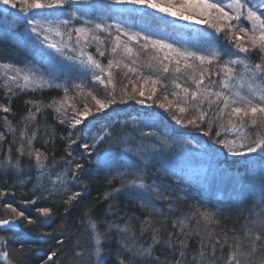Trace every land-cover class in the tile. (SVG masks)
Instances as JSON below:
<instances>
[{"label":"trees","instance_id":"obj_1","mask_svg":"<svg viewBox=\"0 0 264 264\" xmlns=\"http://www.w3.org/2000/svg\"><path fill=\"white\" fill-rule=\"evenodd\" d=\"M219 2L225 4L228 0ZM255 2L249 0L250 4ZM114 8L106 0H91V7L80 3L66 5L58 10L29 13V18L53 19L77 11L81 12L85 20L91 21L85 24L75 19L74 24L68 25L64 32L80 25H86L91 30L86 41L75 31L68 41L76 43L77 48L82 47L83 51L85 49V53L106 69L108 61H114L110 69L112 83L105 87L94 79L93 73H100V69L95 68L88 58L81 65L76 63L78 58L75 54L65 50L66 47L61 49L63 52L49 53L53 50L46 52L47 44L43 41L40 45L31 40L20 41L21 34L25 38L36 35L29 34V26L18 8L0 5V64L33 66L50 79L43 86H11L7 82L4 68H0V105L11 109L7 113L0 109V133L5 136L0 141V192L6 193L0 195V218L6 215L9 219L15 217V213L3 207L11 203L36 221L28 224L20 218L16 221L18 226L15 229L2 230L0 227V236H4L7 241L6 244L0 243L1 251L10 252L12 264H44L52 252H56L57 260H51L49 264H95V232L90 228V221L107 220L121 228L128 225L131 232L135 233V240L144 246L152 243L151 238L156 231L161 242L155 246L145 264H174L181 251L179 241L184 242L187 264H193V257L197 258L195 264H201L198 256L201 243L215 245L216 257H221L219 264H224L230 251L237 248L248 253L253 264H264V226L260 223L264 221V152L258 150L253 154L233 155L217 142L224 139L248 144L257 138V134L264 135V128L250 126L249 118H245V127L239 133L234 132L230 121L239 125L240 119L230 117L231 109H225L219 119L211 122L210 139L203 140L202 132L208 131L205 121L197 119L196 125H181L172 119L176 115L186 122L198 116L196 109L188 105H185L188 109L186 113H179L175 107L179 101L172 93L181 92V89L176 88V83L194 88L191 77L199 79V72L205 69L208 71L205 72L204 85L208 84L209 79L217 82L220 80V65L230 58L229 53L236 52L227 39L230 33L227 28L217 33L206 24L198 29H186L148 9L142 12L140 9L120 12ZM96 23L104 27L97 29ZM118 23L130 24L139 32L161 38H179L190 44L197 40L206 42V45L216 49L220 59H213L212 63H201L189 57L187 63L192 67L185 68L183 57L167 54L153 47L150 41L145 42L142 37L139 42L130 39L123 31L115 28ZM232 23L235 25L236 21ZM107 25L112 27L107 28ZM236 32L239 34L238 27ZM117 36L120 38V46L116 53H112ZM63 37L67 40L68 36ZM78 38L79 43L76 42ZM242 42L248 46V37H244ZM145 43H148L147 47H143ZM125 44L133 49L132 53L125 52ZM100 51L104 52L103 56L99 54ZM239 55L242 56V53ZM244 55L250 63H264L261 60L264 54L258 49L250 48ZM176 59L181 60L180 72L175 71ZM116 63L119 67L115 66ZM165 65L169 67L168 72L162 71ZM234 67L238 71L242 68ZM100 74L107 82V71ZM152 80L159 82L155 85L154 98L149 99L153 89ZM113 85L117 103L104 113L96 114L95 101L88 92L100 99H110ZM9 87L11 91H8ZM65 88L68 89L67 93ZM141 90L145 93L143 97L139 96ZM214 90L218 91L219 88ZM66 95L69 99L64 101V107L57 112L56 109ZM184 99L181 92L180 100ZM139 100L145 103L141 105ZM170 100L173 102L171 108L166 110L159 107L160 103L168 104ZM85 105L93 110V116L87 125L73 127L72 118L76 110L83 109ZM201 107L206 109L207 101ZM220 107L223 105L220 104ZM30 112L35 114L34 120L25 119ZM5 116L14 131L4 121ZM205 119L208 120L207 117ZM61 120L64 122L61 123ZM109 124V131L114 130L116 136H126L129 143L117 147L102 142L90 155L79 146L83 142L91 144L90 137L94 129ZM25 127L28 135L36 133L32 149L48 156L43 161L46 165L43 169L37 167L34 157L28 156L27 147L22 157L16 152L22 142L27 145V137L21 135ZM149 131L159 133V137L165 138L167 144H162L156 136H142V133ZM217 131L220 136L216 135ZM192 138H196L201 146L199 153L194 150V142L189 143ZM73 139L77 140L76 144L71 143ZM9 146L12 148L13 161L19 159L18 168L15 163L9 165L5 159ZM124 147L146 149L143 159L148 164L144 181L158 188V192L127 188L120 192L113 191L133 179V176L122 179L115 170L98 167L97 153L110 149L119 158L123 155ZM66 149L71 151V156ZM236 150L247 152L246 148ZM66 160H71L72 165L66 164ZM76 163L84 167L78 176H73L71 169ZM58 176L60 179H57ZM64 179H67V191L61 183ZM76 191L82 195L66 203L69 195ZM33 199L37 200L35 205L27 203ZM38 207L50 208V216L43 217L36 211ZM205 213L208 218H205ZM98 230L104 231V227ZM130 235L113 228L106 241L102 238L104 259L100 264H119L122 257L120 241ZM257 235L262 239L257 241L256 251L253 252L252 240ZM205 252L203 264H209L212 254L207 249ZM0 264L5 262L0 261Z\"/></svg>","mask_w":264,"mask_h":264},{"label":"snow or ice","instance_id":"obj_2","mask_svg":"<svg viewBox=\"0 0 264 264\" xmlns=\"http://www.w3.org/2000/svg\"><path fill=\"white\" fill-rule=\"evenodd\" d=\"M114 3L117 4H131L134 6H141L148 9H153L159 13H164L172 17H177L179 19L194 22L197 24H206L210 28H213L217 33H222L227 28L230 36L227 37L228 42L232 44V46L236 49L235 53H229L230 58L225 60L221 67L222 76L220 80L213 81L209 79L207 85H204L205 80V72L207 69L199 72V79L195 76L191 77L193 81L194 88L190 87H182L181 84L176 83V88L181 89L184 100H180L181 92H173L172 96L176 98L178 103L175 104V107L178 109L179 113L184 114L187 112V108L185 105H188L198 112V116H195L191 119L185 120L181 119L179 116L174 115L172 117L173 120L177 124L181 125H196L197 119L200 121H205V126L208 128V131L205 132V135L211 134L212 123L215 120L219 119L224 113L225 109H231L229 116H235L240 119V124L237 125L235 123H231V130L234 132H241V130L245 127L244 120L245 118H249V124L252 127H262L264 128V63H250L247 56L241 57L239 53L247 54L252 49H258L262 54H264V0H256L254 4H250L249 0H228L226 4L219 2V0H182V3L177 4L175 0H113ZM86 3L91 7V0H0V5L10 6L13 9H17L23 13L24 19L26 20L29 31L34 33L37 38L43 39V41L48 42V47L56 50L57 52L61 51L60 46L57 43L50 42L49 36L45 33L55 32L56 36L63 37L64 35L68 36V39H72L71 31L62 32L60 30V25L67 26L72 20L80 19L84 21L85 24L91 23V21L85 20L83 15L77 16V12L73 11L68 13V19H60L58 21H52L48 19H36L35 17L29 18V13L34 11H48V10H58L63 9L66 5L71 4H80ZM134 9H129L128 11H132ZM103 19V18H102ZM213 21H216L215 23ZM236 21L234 25L232 22ZM242 21L247 22L249 26H245ZM45 25H47L45 29ZM104 27L101 23H96L95 28L100 29ZM112 25H107V28H111ZM239 29V33H243L248 37V46L245 45L242 41L244 37L237 34L236 29ZM105 28V30H107ZM115 28L118 31H123L125 36H129L130 39L136 40L139 42V38L142 37L145 42H151L153 47H157L160 49H168L175 53L176 57L184 58V67L189 68L192 65L187 63V59L189 57H194L198 59L201 63H212V60L215 59L219 61L220 55L219 53H214L211 57L205 55H198L197 52L181 50L176 48L173 44L167 43L163 39H155L152 35L144 34L143 32H133L129 28H125L122 24H116ZM40 29H45V32H41ZM72 31H75L79 34L80 37H84L85 41L87 39V34L90 33V29L85 27L75 28ZM119 36L116 37L117 43L112 48V53H116L119 48ZM80 42L79 38L76 41ZM148 43H145L143 47H147ZM124 50L126 53H132L133 49L129 47L127 44L124 45ZM99 51V50H98ZM83 55V53H81ZM99 54L101 56L104 55L103 51H100ZM234 57V58H231ZM167 59V56L165 57ZM88 60L95 67L100 69V73L107 71V82L105 81L104 76L100 73H93L94 79L98 81L101 85L107 87V84L112 83V73L111 67L114 64L113 60L108 61V68H104L101 63L95 60L90 54L88 55ZM261 60L264 61V55L261 56ZM81 64H84V61H80ZM177 67L175 69L176 72H180L181 69L179 67L181 60L176 59L175 61ZM116 67H119V64L116 63ZM234 66H242L241 70H237ZM0 68H11L16 73H23V81L24 84H17V87L26 88L29 83H38L37 80H34L35 72L29 71L24 72L23 69L17 68L12 64H0ZM130 71H134V69H129ZM164 72L169 71V67L165 65L162 69ZM220 75V73H217ZM11 80H17V76L10 77ZM39 80H43V77H40ZM235 81V83H233ZM147 83V81H145ZM152 94L149 96V99H153L156 92L155 85L159 82L157 80H152ZM175 83V81H173ZM43 86V85H41ZM203 86V87H202ZM51 87V85H49ZM75 87L81 88L80 85H76ZM219 88V90H214L215 88ZM12 89L9 87L8 91ZM68 89L65 88V93H67ZM89 96H92V99L95 101V113L101 114L104 113L110 106L117 103L115 99V86L113 85L112 90L110 92V99H100L97 98L92 92H88ZM145 95L144 91H139V96L143 97ZM214 97V99H212ZM69 98L67 95L64 97L63 101L60 103V107L56 110L59 112L61 108L64 107V101H67ZM168 99L167 96L164 98ZM207 101V108H202L201 105ZM196 102V103H193ZM31 103V102H29ZM138 103L143 105L145 103L144 100H139ZM220 104L223 107H220ZM75 107V105H70ZM173 106V102L169 101L168 104L160 103L159 107L165 108L166 110ZM215 106V107H213ZM0 109L3 112L7 113L11 109L6 105H0ZM39 111V109H37ZM211 113V115H210ZM93 116V110L88 108L86 105L83 109L76 110L75 116L72 118V126L76 127L79 125H84L86 121H89L90 117ZM208 118L206 120L205 118ZM25 119H35L34 113H29V116ZM136 119L135 117L133 118ZM4 121L9 125L11 129V122L8 121L7 116L4 117ZM64 121L61 120V123ZM223 127V125H220ZM111 125H104L98 128H95L93 134L91 135L92 143L89 144L87 142L81 143L79 146L84 149L86 152L91 154V151L95 150L97 145L104 142L108 143L110 146L115 145L120 147L122 145H126L129 143V139L126 136H116L114 130L109 131ZM22 136L27 137V145L25 143H21L19 147H17L16 152L19 156L25 155V149H28V156L34 157L36 165L38 168H45L46 165L43 161L48 159L46 154L41 153L39 150L32 149V141L36 139V133L32 132L31 135H28L27 127L22 131ZM71 135V133L69 134ZM217 136H220V132H216ZM142 136H156L159 138L162 144H167V140L165 138L159 137V133L149 131L147 133H142ZM115 137V138H114ZM5 136L3 133H0V141L4 140ZM218 143L224 145L229 152L233 155H246L256 153L258 150L264 152V135L257 134V138L252 140L248 144L239 143L237 144L236 140H218ZM72 144H76L77 140L73 139ZM189 143H193L189 141ZM246 148V153H241L236 149ZM66 151H68L66 149ZM12 148L9 146L7 150V156L5 157L6 161L9 165L15 163L16 167H19V159L15 162L11 156ZM146 149L143 147L140 148H130L124 147L122 148V153L119 158L115 156L110 149H104L103 152L97 153V166L108 170H115L117 172V176L120 178H125L129 175L133 176V179L126 181V183L122 184L120 188H116L114 192H120L127 189L132 190H144L145 192L150 190L159 191L158 188H154L153 185H149L145 183L144 177L146 175V165L148 161L144 160V154ZM130 154V155H129ZM68 155L71 156V151H68ZM43 156V160H42ZM66 164L69 166L72 165L71 160H66ZM84 167L83 164L76 163L74 167L71 169L73 176H78L80 170ZM57 179H60L58 176ZM264 182V181H262ZM64 190L67 191V179L61 181ZM0 195H6V193L0 192ZM82 194L79 191L72 192L66 203H70L71 201H75ZM108 194H106L105 198H107ZM28 204L35 205L37 203L36 199L27 201ZM4 208L10 210V213H15V217L9 219L6 215L4 218H0V227H12L13 224L20 218H23L28 224H34L36 221L25 214L24 211H20L15 208L11 203H6L3 205ZM38 213H40L43 217L47 218L50 216L52 210L47 207H38L36 209ZM205 218H208L205 213ZM183 224V221L180 222ZM262 226H264V221L260 222ZM99 227H104V231H99ZM90 228L95 232V264H100L103 258V250H102V238L103 240H107L108 236L113 228H116L122 233H131L130 236H126L125 240L120 241L121 243V251L122 257L119 260V264H145L148 258L152 255V252L156 245H158L161 241L156 234V231L153 232L152 235V243L144 246L139 244L138 241L135 240V233L131 232V229L128 225H125L121 228L119 225H116L113 222L107 220H99V221H90ZM181 232H183V228H181ZM251 235V232H249ZM262 239L261 236L257 235L252 240V251H256L257 241ZM0 242L4 244L7 243L4 236H0ZM181 246V251L179 252V259L174 261V264H187L186 254L183 251L184 242H178ZM232 247L231 245L229 246ZM205 249L211 252L212 258L209 264H219L221 257H216V248L215 245H204L201 243L200 251L198 252V256L201 259V264H203L204 257L206 255ZM56 256V252H52L48 259L44 261V264H49V261ZM244 257L245 259H241ZM158 259V257H157ZM196 257H193V264L196 262ZM0 261H4L5 264H12L11 254L8 250L0 251ZM224 264H253L250 255L248 253L242 252L239 248L230 251L227 259L224 261Z\"/></svg>","mask_w":264,"mask_h":264},{"label":"rangeland","instance_id":"obj_3","mask_svg":"<svg viewBox=\"0 0 264 264\" xmlns=\"http://www.w3.org/2000/svg\"><path fill=\"white\" fill-rule=\"evenodd\" d=\"M103 1V0H101ZM106 2L111 5V7H121V8H125V9H134V10H137V9H140V11L142 12L144 9H148V8H145V7H141V6H134V5H131V4H117V3H114L113 0H106ZM175 2L177 4H180L182 3V0H175ZM226 4V3H225ZM127 7V8H126ZM149 11H152L154 13H156L157 15H160V16H163L164 18L170 20L171 22L177 24V26H181V27H184L186 29H198L199 27H203L205 26V24H197V23H194V22H190V21H185V20H182V19H179L177 17H172V16H169L167 14H164V13H159L153 9H148ZM77 12V11H76ZM81 15V12H77V16H80ZM69 17L68 16H59V17H55L53 19H50V18H44V19H48V20H52V21H58L60 19H68ZM85 18V17H84ZM74 21L75 20H72V22L69 24L70 26H72L74 24ZM242 23L245 24V26H249V24L247 22H244L242 21ZM125 28H129L131 29L133 32H139L138 30L134 29L133 26H131L130 24H124L123 25ZM47 25H45V29H46ZM60 30L62 32L66 31V28L68 27L67 26H64V25H60ZM80 27H85L86 28V25H80L78 28ZM45 29H40L41 32H45ZM71 31V34H72V29H70ZM29 34H32L33 36L35 35L34 33H31L29 31ZM49 36V40L50 42H53V43H57L61 49L65 48V50L67 52H71V54H75V56L78 58V59H72V58H69L71 61H76V63L78 64H81L80 61H86L87 58H88V53H85V49L83 51L82 47L80 48H77V44L76 43H71L70 41H68V37H67V40L64 38V37H61V36H56L55 35V32H51V33H45ZM239 35L243 36V37H247L246 35H244L243 33H239ZM153 38L155 39H163L165 40L167 43H170V44H173L176 48H179L181 50H188V51H193V52H197L198 55H205V56H209L211 57L214 53H217L216 49H213L210 45H206L205 43L206 42H203V41H200V40H197L195 41L194 44H190L182 39H173V38H161V37H157V36H153ZM42 41V37L40 38ZM44 44H47V47H46V52H48L49 50H53V51H50L49 53H55L57 52L56 50L54 49H51L48 47V42H45L43 41ZM73 49V50H72ZM164 50L165 53L167 54H175L174 52L168 50V49H162ZM60 52H63L62 50ZM83 53V55L81 54ZM64 54L66 55V57L68 58V55L67 53L64 52ZM245 56L244 53H242V56L243 57ZM83 65V64H81ZM80 65V66H81ZM20 69H23L24 72H29V71H32V72H35V77H33L34 80H37L38 83H29L28 86H31V85H34V84H38V85H45V84H48L50 82V79L45 77L41 72L37 71L35 68L33 67H30V66H27V67H18ZM4 72H5V75H6V79H7V82L10 84V85H16V84H20V85H23L24 84V81H23V73H16L13 69L11 68H4ZM12 76H17V80L13 81L10 79V77ZM40 77H43V80H39ZM171 101V100H170ZM190 141L194 142V146L196 149L195 152L196 153H199L198 150L199 148H201L200 144L198 142H195V140L193 139H190ZM186 150V148H185ZM185 152V151H184ZM182 157V156H181Z\"/></svg>","mask_w":264,"mask_h":264},{"label":"bare ground","instance_id":"obj_4","mask_svg":"<svg viewBox=\"0 0 264 264\" xmlns=\"http://www.w3.org/2000/svg\"><path fill=\"white\" fill-rule=\"evenodd\" d=\"M127 9H124V10H122V12H124V11H126ZM118 11V10H117ZM1 32L3 33V30H1ZM27 40H31L34 44H39L40 45V43L42 42V40L40 39V38H37L36 36H34V37H28V38H25L24 37V35L23 34H21L20 35V41H27ZM15 65V64H14ZM16 67L18 68V67H24V66H22L20 63H17L16 64ZM30 67H33V66H30ZM34 68V67H33ZM11 86H13V85H11ZM88 124V121H86L85 122V124L84 125H87ZM83 125V126H84ZM192 133V132H191ZM202 135H203V140L205 139V140H209L210 139V137H209V135H205V132H202ZM211 138L212 139H214V137L213 136H211ZM193 140H195V142H198L197 140H196V138H192ZM15 224H16V226H14V227H1V229L2 230H6V229H15V228H17V226H18V224L15 222ZM1 243V242H0ZM3 243V242H2ZM141 244V243H140ZM2 246V245H1ZM1 246H0V251H1ZM95 248V247H94ZM154 252V251H153ZM102 259H104V256H103V258ZM56 260H57V255L55 256V257H53V259H52V261L53 262H56ZM102 261V260H101Z\"/></svg>","mask_w":264,"mask_h":264},{"label":"water","instance_id":"obj_5","mask_svg":"<svg viewBox=\"0 0 264 264\" xmlns=\"http://www.w3.org/2000/svg\"><path fill=\"white\" fill-rule=\"evenodd\" d=\"M120 11H122L123 9H119ZM16 226V224H13L12 227Z\"/></svg>","mask_w":264,"mask_h":264}]
</instances>
